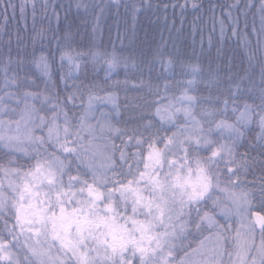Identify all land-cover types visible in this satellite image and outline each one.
<instances>
[{
  "label": "snow or ice",
  "instance_id": "obj_1",
  "mask_svg": "<svg viewBox=\"0 0 264 264\" xmlns=\"http://www.w3.org/2000/svg\"><path fill=\"white\" fill-rule=\"evenodd\" d=\"M26 6H19L21 15ZM57 7L63 5L53 6L59 19ZM220 7L222 15L226 8V15L238 26L239 17H232L231 10L246 16L244 10L256 5L245 0L241 7V0H235ZM150 8L140 0L125 5L133 19ZM8 9L14 17L17 5L0 0V15L6 21ZM32 10H36L34 0ZM71 11L70 3L67 12ZM259 11L261 27L255 51L249 55L261 63L253 103L245 101L239 85L226 98H213L211 91L203 96L199 84L210 87L214 78L209 72L205 79L202 69L189 63L186 74L192 79L179 89L180 95L162 98L168 100L166 104L152 101L159 104L155 119L131 133L116 128L115 117L109 119L107 113H101L95 126L87 123L97 105H111L112 113L119 111L118 96L108 89L93 85L88 90L87 108L76 123L65 108L76 99L83 108L79 85H73L75 90L64 98L63 106L59 96L41 99L42 93L27 90L34 83L29 81L31 65L47 73L57 53L60 69H68L62 76L66 79L73 72L86 71L89 63L102 60L110 71L134 61L131 53L124 56L123 49L115 46L109 51L93 39L81 45L82 50L72 47V28L80 27L76 18L84 27L91 26L92 33L100 31L105 12L101 5L76 0L73 21L57 40L55 51L41 50L37 56L34 50L24 59L19 55L13 59L10 49L0 52V264H264V215L251 211L257 197L264 210V174L252 187L243 186L241 180L257 162L264 173V159L250 160L248 153L235 151L245 130L256 122L264 156V0ZM164 89L167 92L170 86L166 83ZM53 99L56 102L49 107ZM181 119L183 123L172 132ZM37 131L44 134L36 135ZM113 134L121 139V146L110 143ZM97 139L103 142L102 151ZM226 189L229 203L223 206L216 192ZM217 210L225 218L237 219L234 236L227 223L217 220ZM229 238L235 242L229 244Z\"/></svg>",
  "mask_w": 264,
  "mask_h": 264
},
{
  "label": "rangeland",
  "instance_id": "obj_2",
  "mask_svg": "<svg viewBox=\"0 0 264 264\" xmlns=\"http://www.w3.org/2000/svg\"><path fill=\"white\" fill-rule=\"evenodd\" d=\"M86 2L101 5L105 9L104 16L100 22V31L92 33L91 26L86 27V29L83 28L84 26L82 20L76 18L75 24L80 25V27L78 29L75 26L72 28V32L75 34V42L73 43L72 47L76 48L78 51L82 50L80 46L86 45L90 39H93L97 44H103V46L107 47L109 51H111L113 46H115L117 50L123 49L124 56H128L131 53L134 57V61L128 63L127 65L123 63L119 64L110 71L108 69V65L102 60L95 65L89 63L86 71L73 72L71 79L62 78L63 73L67 72L68 69L67 67H65L63 70L60 69V59L58 53L56 54V63L51 66L47 73H43L41 68L37 67L35 64L31 66L29 81L34 83L29 84L27 86V90L42 93L43 95L41 96V99H43L44 95L53 97L59 96L63 106L64 98L70 96L72 91L75 90L73 85L75 84L80 86V93H83V108L81 107L80 99H76L74 105L71 101H69L68 106L65 108V111L70 110V116L75 117L73 123L78 122L84 116V109L87 108L88 104V90L92 88L93 85H95L98 88L108 89L114 95H117V103L120 104V109L118 112L112 113L111 105H97L96 110L89 114L87 123L95 126L97 121L101 119V113H107L109 119L115 117L112 122L116 128L127 130L129 133H131V131L137 128L140 124L155 119V108L158 107L159 104H152V101H161V103L166 104L168 100L162 98H170L173 95H180L179 89L185 86L186 81L192 79V76L186 74L187 64L189 63L198 65L205 74V77L208 74L206 70L211 69L214 82L211 83L210 87L208 88H221L217 86L216 82L219 81L218 79L220 78L221 80L222 78H227V80L229 79L228 84L232 85V87L229 88V92L235 93L236 86L239 85L241 95L244 97L247 103H253L252 98L258 95V89L260 87L261 81V63L258 57L251 60L249 59L250 53L255 51L257 39L251 41L250 43L247 42V44L244 46H239L236 50L238 52H242L243 56H238V54H235V57L229 59L227 58L230 61L226 62L224 60V65V63H222V59L225 57V55H222L221 52H212V55L210 52V48H212V46L209 43L206 44L205 51L194 52L193 50L195 49V45L191 43L183 42L185 45L181 44L180 46L182 50H177L173 49L174 46L171 44L170 40H156L157 43H155V39L153 38L150 39L144 36L142 37L140 33L137 35V30L138 28L140 29V24L142 23L140 22L142 12L135 19L126 14L125 5L130 3L131 0H86ZM23 3L24 2H22V4ZM47 3L48 10L46 9V12H44L43 18V9L37 13L39 19L43 21L42 24H46V27L40 31L39 35L41 37L39 36L38 41L36 39L37 37L34 38L35 33L33 32L35 31V28L32 29L33 31H29V34L32 35V41L29 44L36 49L42 48L38 51L39 54L37 56L40 55L41 50L45 48L44 46L46 44L47 49L45 52L48 50L55 51L57 40L63 36L67 25L72 23L75 14L76 0H45L46 5ZM70 3L72 4V11L71 13H68L67 8ZM26 5L25 11H27V9L29 10L30 7L29 4ZM55 5H63L62 8L57 7L55 9L56 13H58L59 19H57V16L53 14V6ZM137 6L139 7V3ZM25 11L24 14L20 16V23H25L24 21H26V15L32 16V14L29 13L33 12L26 13ZM97 11H99V9H97ZM66 15L68 16L67 20L65 19ZM119 18L124 20H120ZM256 27L260 28L261 23H258ZM118 31L119 33L122 32L120 39H117ZM77 32L78 34H76ZM86 32L88 37L86 36ZM54 34L56 37L55 39H53ZM141 42H143L142 47ZM142 48L144 51H142ZM225 48L226 51L231 50L229 49L230 45H225ZM146 50L148 51L146 52ZM222 50H224V47ZM232 55L234 54H231V56ZM231 59L236 63L237 66H235ZM161 60L164 61L163 64L161 63ZM168 60H173V63L168 64ZM238 61H245V66L244 68H241V70H239ZM229 64H231L232 68L226 70L227 72L225 71L223 73V67L226 69L229 67ZM173 76H175V79L177 78L176 83L170 81ZM159 78L160 80H158ZM166 83L170 86V90L167 92H165L164 89V85ZM203 84L204 83L199 84V88L201 90L200 94L207 97L210 90L205 86L201 87ZM157 91H159V95H156ZM80 93H77V95L79 96ZM105 94V92L93 93V95L101 96ZM193 94L195 95V93ZM211 94L213 98L217 96L212 92ZM55 102L56 101L53 99L49 104V107ZM258 102L259 101L256 100V103ZM36 106L39 108L40 104L37 103ZM222 106L223 105H221V107ZM40 114L45 115L44 112H41ZM5 119H7V117H5ZM116 121L119 122L117 123ZM59 123L62 125V118ZM182 123L183 120L181 119L177 123L176 127L171 128V131H177L180 124ZM35 134L43 135L44 133L37 131ZM170 134L171 132H169V135ZM82 135L87 136L88 133L83 132ZM260 135L261 128L259 124L256 122L251 123L245 130V135L235 151L237 153H248L250 160L252 158H255L256 161L264 159V156H261L260 154ZM123 139L127 140L128 136H123ZM95 143L99 145L100 151H102L103 142L97 139ZM110 143L121 146V139H116L115 134H113V138L110 140ZM146 147L147 145H145V148ZM130 151H135V149H130ZM96 162L98 164L101 163L99 155L97 156ZM262 174L264 173L261 172L260 164L258 162L255 163L254 166L249 169L247 175L241 176V180L245 181V185L243 186L252 187V182L255 180L257 183V178ZM221 187L224 188L225 186L221 185ZM216 196L225 202L223 206L228 205L229 191L227 189L223 192L217 191ZM252 203L255 205L251 209L253 215L256 213H261L260 209L258 208V204H256V199L253 200ZM261 215H264L263 211ZM216 218L221 224L227 223L230 226L229 230L232 232V235H235L233 226H239L235 217L225 218L220 214L219 210H217ZM207 234L208 233H205V235ZM189 239L191 240L192 238ZM200 239H202V237ZM234 242L235 241L233 239L229 238V244H233ZM256 242L259 243L258 231L256 234ZM185 243L187 244L188 241H185ZM192 246L195 247L196 244H193ZM180 255H182V252L177 255V259H179ZM227 258L228 257L225 256V259Z\"/></svg>",
  "mask_w": 264,
  "mask_h": 264
},
{
  "label": "trees",
  "instance_id": "obj_3",
  "mask_svg": "<svg viewBox=\"0 0 264 264\" xmlns=\"http://www.w3.org/2000/svg\"><path fill=\"white\" fill-rule=\"evenodd\" d=\"M12 2L17 5L15 16L13 17L11 9H8L7 21L3 18V15H0V52L7 53L10 49L13 59L14 57L16 59L17 55H19L21 59H24L36 49L29 44L32 41V35L29 34V31H33L32 29L35 28V31L33 32L35 33L34 38L37 37L36 39L38 41L40 31H42L41 29L46 27L45 23L42 24L43 21L39 19L37 13L43 9V18L44 12H46V9L48 10L49 2L47 1L48 3L46 5L45 0H34L36 4L35 12H33L31 6L33 0H12ZM22 2H24L23 4L30 5L29 10L27 9V11H25L26 13L33 12L29 13L32 14V16L26 15V21H24L25 23H20L21 14L19 13L21 12L19 10V6L22 5ZM140 2L150 4L151 8L142 11V16L140 17V22L142 23L140 24V29L138 28L137 30V35L140 33L142 37L144 36L150 39L153 38L155 39V43H157L156 40H170L171 44L174 46L173 49L177 50H182L180 48L181 44L191 43L195 45V49L193 50L194 52L205 51L206 44L209 43L212 46V48H210L211 53L221 52L222 55H225L222 59V63H224V60L226 62L230 61L228 59L235 57V54L243 56L242 52H238L236 49L241 45L244 46L247 42L250 43L251 41L257 39V34L260 29L256 26L258 23H261V13L259 11L261 0H247V3L255 4L256 7L245 9L244 12H246V16L236 8L231 10L232 17H239L238 26L237 24H234L232 19L226 15V8L224 10L225 14L222 15L220 7L221 5L233 4L235 0H140ZM244 2L245 0H241V7H243ZM193 4L198 5V7L194 9ZM213 7L215 8V11H212ZM121 18L119 19L124 20ZM222 20L223 33L221 32ZM253 27H255L256 31H253ZM83 28L86 29V27ZM233 29H237L236 34H233ZM121 35L122 32L120 33V36ZM263 38L264 37H262V39ZM225 45H230L229 49L231 50L226 51ZM44 47L45 48L43 50H46L47 44ZM223 47L224 50H222ZM40 49L42 48L35 50L37 55L39 54L38 51ZM142 51H144L143 48ZM147 51L148 50H146V52ZM231 54L234 55L231 56ZM238 63L239 70L244 68L245 61H238ZM234 64L237 66L235 62ZM231 68V64H229L228 68L225 69L223 67L222 72L224 73L226 70ZM208 71L210 73L212 72L211 69L206 70L207 73H209ZM206 78L207 76L205 79ZM176 79L175 76H173L170 81L176 83ZM158 80H160V78ZM218 80L219 81L216 82L217 86L221 88L216 89L213 87H207V89L217 96L226 98L231 93L229 92V88L232 87V85L228 84L229 79L227 80V78H222V80L220 78ZM204 86L205 84L201 87ZM258 182L259 181L257 180V183ZM256 202L260 212L262 213L263 211L264 213V210H261L259 206L258 197L256 198Z\"/></svg>",
  "mask_w": 264,
  "mask_h": 264
}]
</instances>
